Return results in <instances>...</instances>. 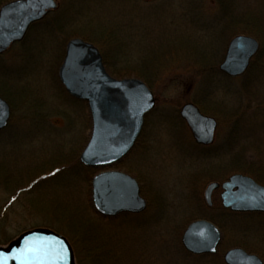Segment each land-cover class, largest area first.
<instances>
[{"label": "rangeland", "instance_id": "374dc122", "mask_svg": "<svg viewBox=\"0 0 264 264\" xmlns=\"http://www.w3.org/2000/svg\"><path fill=\"white\" fill-rule=\"evenodd\" d=\"M56 1V9L11 44L1 58L6 65L0 71V95L12 107L7 125L0 129V175L8 169L3 160H10L18 163L14 168L23 171L24 176L19 186L22 191L16 189L18 186L0 184V240L37 225L55 224L69 231L66 227L73 223L63 213L57 214L56 207H78L98 220L89 205L90 167L79 159L92 128L89 107L85 100L75 99L61 88L58 68L68 40L82 37L77 34H92L87 20L111 23L114 13L120 11L132 24L131 39L121 25V60L131 57L132 63L138 62L145 48H154L147 52L146 60L153 67L147 73L156 105L145 116L142 132L130 152L106 167L137 178L146 208L136 217L130 215L119 219L120 224L106 226L118 239L123 235L126 243H141L140 236L159 241L164 253L177 264H222V255L196 256L182 243L191 220L209 218L221 227L222 252L241 246L264 259V212L233 213L221 206L209 207L203 197L209 181L244 173L234 164L241 146L250 148L260 141L264 146V134L249 135L239 145L236 136L242 118L251 116L245 111L259 99L264 103V66L235 77L213 69L222 60L233 33L245 29L224 27L226 21L247 17L249 26H258L264 32V0H223L225 17L220 24L215 19V0H137L136 6L115 0ZM167 27L178 30L163 36L162 30ZM47 31L51 33L45 34ZM205 53L209 54L208 61L200 59ZM116 64L123 67L122 62ZM200 64H209L210 69L201 70ZM104 66L115 76L111 69L117 66ZM8 68L14 77L1 76ZM185 102H193L207 114L219 117L214 141L208 147L191 141V132L179 115ZM262 150L263 161L257 158L262 164L254 178L263 183ZM23 154L25 163L20 160ZM24 166L32 170L24 171ZM42 175L47 176L37 179ZM219 192L217 189L213 193L217 201ZM135 218L144 223L140 230L129 225ZM72 229L79 234L75 227Z\"/></svg>", "mask_w": 264, "mask_h": 264}, {"label": "water", "instance_id": "95a60500", "mask_svg": "<svg viewBox=\"0 0 264 264\" xmlns=\"http://www.w3.org/2000/svg\"><path fill=\"white\" fill-rule=\"evenodd\" d=\"M56 6L55 0H10L0 7V53L20 40L31 22L41 19ZM256 38L238 34L228 43L219 68L229 75L243 73L258 51ZM58 77L67 93L88 103L92 129L80 161L91 167H105L123 158L139 136L144 115L153 108L155 99L145 82L136 77L114 78L104 64L99 49L92 43L74 37L66 43L58 68ZM10 105L0 96V129L10 117ZM180 115L187 121L195 140L213 141L217 121L205 115L191 102L185 103ZM221 201L235 211H264V185L252 177L234 173L222 182ZM218 182L205 190L206 202ZM91 198L96 211L113 216L123 211L141 212L146 199L140 193L138 180L118 169H105L91 179ZM221 239L220 230L211 221L197 219L183 232L184 247L194 253H213ZM6 264H76L73 248L63 234L48 227H33L21 232L6 245H0ZM228 264H264L262 259L241 247L226 251Z\"/></svg>", "mask_w": 264, "mask_h": 264}, {"label": "trees", "instance_id": "16d2710c", "mask_svg": "<svg viewBox=\"0 0 264 264\" xmlns=\"http://www.w3.org/2000/svg\"><path fill=\"white\" fill-rule=\"evenodd\" d=\"M115 1H125L127 3H131L132 6H136L137 0H115ZM82 3L84 1H81ZM4 3V1L0 0V5ZM211 4V2H209ZM223 0H215L214 5L217 6L218 12L215 15V19L218 20L217 22L220 24L221 20L224 19V15L222 14V11L224 9ZM183 10H180L182 12ZM119 17H116V16ZM127 17H123L121 15V12L118 11V13H114L113 19L111 23H106L103 21H97L94 22L92 19H89L90 28L93 30L92 34L91 32L89 34L83 33V34H77L81 35L83 38L95 43L99 46L100 51L102 52V55L104 57V62L106 64V67L110 69V64L117 66L114 68V71L111 69V73L114 74L116 77H126V76H135L143 79L149 86L151 85L149 82V77L147 71H150V69H153L151 67L147 58V52L149 50H153L154 48H145L144 56L141 59H138V62L132 63L131 57L128 60H121V56H124V52H121L123 50L122 47V41L120 40L121 33H122V26H125V32H127V36L131 39L129 30L131 28L129 23V20ZM193 19V18H192ZM247 17H244V20L234 17L229 21H226L224 27H242L245 29H242L241 32L247 33V34H254L260 43V48L257 54L252 58L251 63L249 65V68L246 70V72L253 71L254 69L259 70V68H263L264 66V32L259 29L258 26H256L257 32H253V29L251 27V24L249 26V21H247ZM193 21H191L192 24ZM210 24L213 25V20L210 19ZM225 22V21H224ZM223 22V23H224ZM37 23V22H36ZM32 24L31 27H34L35 24ZM89 27V25L87 24ZM30 27V28H31ZM167 27L163 31V36L166 33L169 32H175L178 29L173 28L168 30ZM252 29V30H251ZM50 31V30H49ZM45 32V34H49L51 32ZM241 32H234L233 34L241 33ZM92 36H95L92 37ZM162 36V37H163ZM134 48V47H133ZM126 50V49H125ZM157 51H160L156 49ZM6 53V52H4ZM3 54H0V71L1 69L6 65L5 62L1 61V58L3 57ZM129 54V53H126ZM200 59H203L205 61H208L207 59H210L209 54H200ZM203 56V57H202ZM122 62L123 67L118 66L116 63ZM143 63V64H141ZM13 65V63H12ZM147 65L148 68L145 66ZM15 66V65H14ZM209 64H200V69L204 70L207 69ZM213 67V66H210ZM119 69V70H118ZM210 68H208L209 70ZM213 69H216L218 71V66L215 65ZM110 71V70H109ZM5 74H2L1 76L8 75V78H12L14 76H10L11 69L8 68L7 70L3 71ZM245 72V73H246ZM146 73V74H145ZM200 76V75H199ZM3 84H5V81H1ZM63 89V87H61ZM4 95V94H2ZM12 107V106H11ZM247 107V106H246ZM240 112H243L240 109ZM246 113H250V117L246 115V117L242 118L243 120L240 122V126H238V132H237V140L238 145L239 143L247 138V136H255L260 137L264 134V103L261 99L257 102L254 107H250L245 111ZM243 112V113H245ZM219 120V117H218ZM261 139V138H259ZM260 141V140H259ZM246 144V142H243ZM256 144H253L250 146V148H247L246 146H241V151L239 150V153L236 154V158L234 159L235 169L237 171H242L244 173H249L253 177L256 178L255 170L260 168V164L262 162L258 161L257 158L259 157L261 161L262 154H263V143L260 142H254ZM256 148V149H254ZM24 154L20 158L21 161L25 163L24 160ZM20 157V156H19ZM6 162V160H3ZM2 163L6 165L7 173L0 175V184L4 186H18L16 189H19V191H22L23 188L19 187L21 184L22 176H24L23 171L21 172L19 169L16 170L15 165L18 163L12 162L8 160L7 163ZM1 164V165H2ZM41 165L40 161H38V166ZM24 171L26 170H32L31 167L24 166ZM58 169V168H56ZM91 171L90 178L97 173L100 168L90 167ZM56 171V170H55ZM47 175H42L37 179L42 178L45 179ZM36 179V180H37ZM264 183V182H263ZM220 205L219 201H214L215 205ZM89 205L91 208V211L96 214L97 219L92 218L87 213L88 211H84L83 209H79L78 207H70V208H57L56 207V213L61 214L63 213V217L66 216L69 218V220L73 223L72 227L76 228V232L79 234H76L75 231H73L72 227L67 226L66 229L69 230L71 233H67L62 230V228L56 227L55 224H45L48 227H51L60 233H63L68 237L70 240L76 257L77 264H177L175 261H171V259L164 253L163 245L159 241H149L145 237H141V243L137 242H129L126 243L124 240L123 235L119 236V239L114 235L113 232L109 231V227L106 226V224H120L119 219H123L125 217H131L137 216L136 214H127L122 213L120 216L111 218V217H104L96 212V210L93 207L91 198L89 197ZM63 209V210H58ZM53 214L52 216H54ZM122 215V216H121ZM129 225L134 226L138 228V230L141 229V226L144 225V223L140 220L135 218L132 222H129ZM71 228V229H70ZM20 232V231H19ZM19 232H17L15 235H17ZM74 232V233H73ZM15 235L9 236L7 238L1 239L0 243L5 244L10 239H12ZM218 254H222V251L219 249Z\"/></svg>", "mask_w": 264, "mask_h": 264}, {"label": "bare ground", "instance_id": "6f19581e", "mask_svg": "<svg viewBox=\"0 0 264 264\" xmlns=\"http://www.w3.org/2000/svg\"><path fill=\"white\" fill-rule=\"evenodd\" d=\"M56 7H57V1H56V6L54 7V9H56ZM83 39V38H82ZM84 40H86V41H88V42H90V43H92V44H94L99 50H100V48L95 44V43H93V42H91V41H89V40H87V39H84ZM121 78H127V77H119L118 79H121ZM139 78V77H138ZM58 79H59V77H58ZM139 79H141V78H139ZM141 80H143V79H141ZM59 82H60V80H59ZM62 85V84H61ZM62 87H63V90L64 91H66V89L64 88V86L62 85ZM67 92V91H66ZM155 106H153V108H154ZM152 108V109H153ZM150 112V110L144 115V120H145V116L148 114ZM91 121H92V119H91ZM190 132H191V136L190 137H192L193 139H194V141L191 139V141L195 144V145H199L198 143H197V141L195 140V138H194V136H193V134H192V131L190 130ZM137 139H138V137L136 138V140H135V142H134V144H133V147H134V145L136 144V141H137ZM56 173V171H53V174H55ZM221 192H219V194H220ZM122 213H127V214H132L131 212H129V211H123V212H120V213H118L117 215H113V216H108V215H103L104 217H106V216H108V217H111V218H114V217H117V216H120V214H122ZM233 213H235V212H233ZM221 241V240H220ZM220 241H219V243L217 244V250H219L220 248H219V245H220ZM185 248V247H184ZM186 249V248H185ZM187 250V249H186ZM187 251H189V250H187ZM190 253H193L194 255H196V256H198V255H205V254H209V255H211L210 254V252H204V253H194V252H191V251H189Z\"/></svg>", "mask_w": 264, "mask_h": 264}, {"label": "snow or ice", "instance_id": "6c2138e0", "mask_svg": "<svg viewBox=\"0 0 264 264\" xmlns=\"http://www.w3.org/2000/svg\"><path fill=\"white\" fill-rule=\"evenodd\" d=\"M0 264H6V258L3 254H0Z\"/></svg>", "mask_w": 264, "mask_h": 264}, {"label": "flooded vegetation", "instance_id": "af4514ba", "mask_svg": "<svg viewBox=\"0 0 264 264\" xmlns=\"http://www.w3.org/2000/svg\"><path fill=\"white\" fill-rule=\"evenodd\" d=\"M187 126V125H186ZM188 127V126H187ZM220 182V181H219ZM219 189V191H221V189H220V187L218 188Z\"/></svg>", "mask_w": 264, "mask_h": 264}]
</instances>
